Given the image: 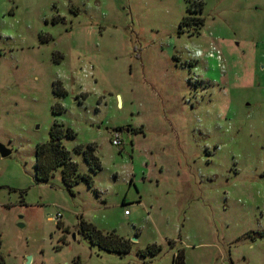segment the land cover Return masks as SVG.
<instances>
[{
    "label": "rangeland",
    "instance_id": "1",
    "mask_svg": "<svg viewBox=\"0 0 264 264\" xmlns=\"http://www.w3.org/2000/svg\"><path fill=\"white\" fill-rule=\"evenodd\" d=\"M55 122L93 187L36 179ZM0 142V264H264V0H0Z\"/></svg>",
    "mask_w": 264,
    "mask_h": 264
},
{
    "label": "trees",
    "instance_id": "2",
    "mask_svg": "<svg viewBox=\"0 0 264 264\" xmlns=\"http://www.w3.org/2000/svg\"><path fill=\"white\" fill-rule=\"evenodd\" d=\"M193 20L197 23V28H200L204 24L203 18L185 16L180 22V33L184 32V27L189 26ZM53 92L57 96H64L67 94L65 89L56 86L54 83ZM64 107L56 103L53 106V112L61 113ZM76 136V132L70 128L65 127L62 123L55 122L50 128L49 140L43 143L37 144L36 147V179L40 182L49 181L54 175L55 171L61 169V177L63 183L66 185L70 192H73V187L79 182L81 178H84L90 187L94 186L93 178L88 174H82L79 170V165L72 160L70 151L64 145L65 138H73ZM93 145L87 147L77 146V150L81 152L84 159L89 164L91 170L101 169V161L99 157L94 153ZM80 232H82L86 238H88L91 245L99 248V250L116 253L120 256L129 254L132 251L133 243L129 239H125L122 236L109 232L106 233L98 228L93 223L87 222L84 219L80 220ZM264 234V232H263ZM161 247L159 245L150 244L145 250H141L142 256L157 255ZM76 264H81L78 260ZM171 264H185L184 251H179L173 258Z\"/></svg>",
    "mask_w": 264,
    "mask_h": 264
},
{
    "label": "built area",
    "instance_id": "3",
    "mask_svg": "<svg viewBox=\"0 0 264 264\" xmlns=\"http://www.w3.org/2000/svg\"><path fill=\"white\" fill-rule=\"evenodd\" d=\"M112 144L115 146H121L123 144V139H122V135H121L120 131L114 130L112 132ZM125 213L129 214L130 212L128 210H126ZM52 219L58 223V221H60L62 219L61 212H58L56 217H52ZM0 241H1V238H0Z\"/></svg>",
    "mask_w": 264,
    "mask_h": 264
},
{
    "label": "water",
    "instance_id": "4",
    "mask_svg": "<svg viewBox=\"0 0 264 264\" xmlns=\"http://www.w3.org/2000/svg\"><path fill=\"white\" fill-rule=\"evenodd\" d=\"M120 132L122 131L121 129L119 130ZM0 154L3 157H7L11 154V149H9L5 144L0 142ZM19 226L23 227V224H20ZM29 259H31V256H29Z\"/></svg>",
    "mask_w": 264,
    "mask_h": 264
},
{
    "label": "crops",
    "instance_id": "5",
    "mask_svg": "<svg viewBox=\"0 0 264 264\" xmlns=\"http://www.w3.org/2000/svg\"><path fill=\"white\" fill-rule=\"evenodd\" d=\"M118 131H119V130H118ZM128 215H130V213H129ZM193 248H194V250H195L196 247H193ZM184 249H185V255H186L187 247L185 246ZM186 259H187V257H185V264H187Z\"/></svg>",
    "mask_w": 264,
    "mask_h": 264
}]
</instances>
